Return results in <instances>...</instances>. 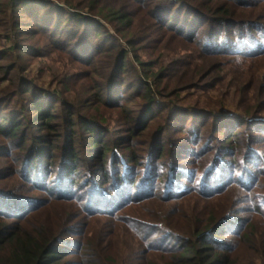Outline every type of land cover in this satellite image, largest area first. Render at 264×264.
I'll use <instances>...</instances> for the list:
<instances>
[{"label":"trees","instance_id":"obj_1","mask_svg":"<svg viewBox=\"0 0 264 264\" xmlns=\"http://www.w3.org/2000/svg\"><path fill=\"white\" fill-rule=\"evenodd\" d=\"M64 2L72 10L53 0H0V35L6 27L12 32L24 31L23 23L36 25L49 32V45L59 44L72 61L100 62L108 71L101 87L105 99L119 95L113 108L126 116L115 122L92 106L84 113L20 73L13 78L16 66L0 65L2 79L10 77L17 87L0 90V138L6 140L0 159L20 149L37 159L47 148L53 159L61 137L71 139L61 168L54 160H34L18 168L20 185L15 181L10 192H0V264H237L233 244L244 248L245 264H256L255 255L264 258V202L256 200L264 178V0H159L147 4L151 12L143 27L136 26L134 8L126 10L118 0H108L106 7L103 0ZM36 4L40 9L32 12ZM86 8L114 24L115 42L102 44L111 30L100 18L84 15ZM10 10L31 20L13 27ZM66 22L75 31L72 37L61 33ZM124 33L145 76L130 84L131 89L138 83L135 91L122 95L126 77L136 73L121 41ZM22 35L12 48H0L1 61H10L15 51L29 50V57L43 52V46L25 44ZM140 48L148 59L140 57ZM193 88L210 102L209 91L216 90L220 105L235 96L239 112L217 113L210 105L194 112L171 109L156 99ZM97 99L107 103L101 93ZM183 113L191 114L185 120ZM60 117L70 126L57 133ZM115 124V131L125 128L119 140L112 139ZM81 134L87 136L83 149L95 172L91 196L83 193L86 179L76 162L83 155L76 146ZM205 135L211 138L203 140ZM244 137L248 141L241 145ZM104 189L110 191L101 196ZM51 205L63 212L46 210ZM45 210L48 218L31 221ZM227 231L232 240H224Z\"/></svg>","mask_w":264,"mask_h":264},{"label":"rangeland","instance_id":"obj_2","mask_svg":"<svg viewBox=\"0 0 264 264\" xmlns=\"http://www.w3.org/2000/svg\"><path fill=\"white\" fill-rule=\"evenodd\" d=\"M55 1V3H62L64 4V8H66L67 10H72V8H70L65 2L64 0H53ZM116 2V0H114ZM159 0H143L141 2H138V0H118L117 4H121L123 5L126 10L128 8V6L130 5L132 8H134L133 10V14L134 17L133 19H135L137 21V25L136 26H141L144 23V20H149L148 17H150L149 13L151 12L149 6L147 4L150 3H156ZM64 2V3H63ZM108 0H103V2L101 3L102 6L106 7L108 5ZM42 3V2H41ZM41 3H37V4H41ZM36 4V8L33 9L32 12H37L38 9H40V7H37ZM44 3H42V6ZM148 6V7H147ZM148 10V12H147ZM44 12V10H42L40 12V14H42ZM10 18H11V25L13 27H15V25L17 23L20 22H24L23 20L27 21V20H31L30 17L27 18L25 14H21V15H16V13H14L13 11L10 10ZM84 15H91L90 9L86 8L83 11ZM94 19L96 18H102L101 15H98V17H92ZM104 21L106 27L108 29H110L111 31L108 33V35H105L104 39L102 40V44L107 45L109 42L111 43V40H113V42H115V38L118 36L119 33L116 32L115 30V26L113 23H109L107 19H101ZM22 29L20 30H24V31H16V30H12L9 31V28L6 27V29L1 31V38H0V48H9L12 46H14V44H16L17 40H18V35L19 33H23L25 32L26 35H22L20 38H22L23 42L25 44H32L35 46V50L37 49V47L39 46H43V52H36L34 55H31L33 57H29L30 51L29 50H23L21 51V53H19L18 51H15L13 58L10 59V61L5 60L4 62L0 60V65L1 64H5L6 66H16L15 70L12 71L11 74H13V78L16 76V74H19V76L22 79L25 80H32L35 83H38L42 88L46 89L49 93L51 94H61V96H63L66 100H68L69 102L74 101L75 104L80 105L83 107V112L85 113V111L90 108L92 106L94 113L98 114L101 117H106L109 119H113V121L115 122H123L125 120V114L123 113L124 111H122L120 108H113V105L115 103V101H113V98H119V95L115 94H110L109 95V101H107L106 99L108 98V95L105 94L104 88L102 87V84H104L105 82V76L108 74V71L106 68L102 69L100 67V62H95L92 65H83L81 62H74L72 61V57L70 56L69 53H66V51L61 49V46L59 44H50L49 45V32L43 31L42 29H39V27H37L36 25H29V24H21L20 25ZM65 29L62 30V35L63 36H70L72 37V35L75 33L74 30H71L69 28V23L66 22V25L64 26ZM143 27V26H141ZM20 28V27H19ZM37 30V33H33L34 30ZM39 29V30H38ZM157 27H154L153 30H156ZM33 30V31H32ZM35 32V31H34ZM161 32V31H160ZM10 34V35H9ZM107 34V33H106ZM156 38H161V35L159 32H155L154 33ZM125 36L126 37V33L122 34V37ZM112 37V39H110ZM125 37H123V39L121 40L122 43L126 44L125 42ZM67 38V37H64ZM168 38V34L167 37ZM43 41V43H42ZM47 42V43H46ZM62 44V43H61ZM156 42H153L151 44V48H154L156 46ZM64 44H62L63 46ZM141 46V45H140ZM126 48L129 50L130 56L133 60V62L135 63V67H136V73H134L132 76H127L126 77V84L123 85V87L120 89V91H118V94H128L132 91H135L137 88L136 86L138 85V83L135 84L134 87H132L130 89V84H132L134 81L133 80H138L139 76H145L143 68L139 65V63L136 61L133 51H132V47L128 46L126 44ZM153 49H151L152 52ZM140 52V57L142 59H148L149 56L146 53V50H144V48H140L139 50ZM105 59V57L103 56V60L101 59V62H103ZM155 67H157V65H153L152 68H150V74H152V70H156ZM7 70V69H6ZM138 72V73H137ZM75 73H82L81 75H75ZM5 76V69H0V90L2 89H8V90H15L17 89V87L13 84L12 82L14 81H10V77L9 79H2ZM135 78V79H134ZM150 80H152V75H150ZM119 85L116 87L118 88ZM131 91H130V90ZM129 90V91H128ZM101 93V97L103 98V100H106L107 103L103 104L101 103V101H98V96ZM209 94L212 96L211 102L207 101L206 97L204 96V94L202 92H197V90L195 88L193 89H189V90H182L179 91L178 96L177 95H173L171 97H169L170 99L167 98H162L158 95H156V99L165 104V105H169V108L173 109V108H189L191 109L192 112H194L195 110H199V107H207L210 105V108L213 109L214 111H216L217 113H238L239 112V108L236 104V99L235 96H231L228 97L227 99L224 100V104L220 105V103L216 100L217 96H218V92L216 90H211L209 91ZM55 95V96H56ZM106 98V99H105ZM115 100H119V99H115ZM52 103L54 104H58L60 99H58V97H52L51 99ZM216 103H214V102ZM124 104L126 106V99L124 100ZM208 104V105H207ZM138 108V106H137ZM58 110H61L60 108H58ZM190 111V112H191ZM87 112V111H86ZM185 115V120L186 118L189 117V113L188 115H186V113H183ZM31 119H33V117H31ZM185 120H183L182 124H184ZM30 124L32 121H29ZM57 130H54L57 133H60L61 129L64 128L65 130H69V126L70 124L67 123L66 120H63L61 117L57 118ZM194 120L192 121V123H189L190 126H192L191 128H193L194 124ZM176 126V125H175ZM34 125L30 126V129H33ZM76 128H80L81 127L77 126ZM117 129L116 124L112 126V139H116L119 140L121 135H125V128L122 127L119 130L115 131ZM36 131V130H35ZM115 131V132H114ZM223 133H221L222 135ZM120 135V136H119ZM223 136V135H222ZM227 136V135H226ZM257 136H259L257 134ZM78 141H77V147L80 149L81 152H83V155H80L79 159L76 161L78 164V169H79V173L81 174V180L84 181L85 179V184L82 185V188H84V195L85 196H91V193H93V181H95V172L91 169V166L88 165L89 162H87V156H91L88 154L87 151H85L83 149L84 145L86 144V140H87V136H85V134H81L79 137L77 136ZM143 137H140V139ZM209 139L211 138L210 135L203 137L204 139ZM71 139L70 138H65V137H61V142L59 143V146L57 145L56 148L52 149L54 150L53 152L55 153V156H51L53 159H50V153L52 151H49V148L46 149V151L42 154L41 157L37 158L33 157L31 154L29 153V150L27 151H23L22 149H20V152L17 150L13 155L7 156V158H1L0 159V168L2 167V175H0V192H10L9 189H14V183L15 181L18 182V184L20 185L22 175H19L18 172V168H21L23 166H25L24 164H32L34 162V160H36L37 162L40 163H48L51 162L52 160H54L55 162H57V168H61V160L63 159L62 156L65 158L64 155V150L66 149L67 146H69ZM247 137H244L241 139V145H245L247 143ZM6 142L5 139L0 138V144ZM190 146L189 143H186V147ZM255 147L259 148V144L254 143ZM245 147V146H242ZM262 147V146H260ZM79 151V152H80ZM49 160V161H48ZM96 162V161H95ZM3 166H6V168H3ZM62 170V169H61ZM55 176L58 174V170L54 171ZM77 174V175H78ZM7 176V177H5ZM24 180V179H23ZM55 183V181L53 179L50 180V184ZM261 191L258 193L259 196L257 195L256 200L257 201H263L264 202V178L261 182ZM88 187V188H87ZM87 189V190H85ZM91 189V190H90ZM110 189H104V193L100 194L101 196L107 195L109 193ZM38 197V195L32 194ZM47 196L45 194H41L39 195V197H44ZM116 194L113 195V197H115ZM108 199H111V197H106ZM226 199V196H223V201ZM220 199V201H222ZM219 202V201H218ZM50 210V212L52 211L53 213L55 212L58 213L60 211L63 212V210H61V208H59L58 206H54L51 205L49 206L46 210ZM43 211L41 213H35L31 219V221L35 222L37 220H42L45 218L49 217V212L47 211ZM72 211L74 212H78V208L74 207L72 208ZM59 217V215H58ZM101 220V219H100ZM227 230L232 229V227L226 226ZM225 228V229H226ZM231 228V229H230ZM229 232L227 231V233H225L226 235L223 237L224 240H232L234 238L233 235H229ZM67 236V235H66ZM122 236V235H121ZM75 240V239H74ZM117 242H119V239L117 240ZM119 246V245H118ZM234 248L233 253H231V258L232 260L237 261V264H245V250L244 248H242V245L240 244H233L232 245ZM254 261L256 264H264V258L260 257V255H255L254 257Z\"/></svg>","mask_w":264,"mask_h":264}]
</instances>
